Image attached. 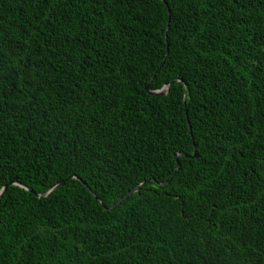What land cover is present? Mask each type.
Here are the masks:
<instances>
[{
  "label": "trees",
  "instance_id": "trees-1",
  "mask_svg": "<svg viewBox=\"0 0 264 264\" xmlns=\"http://www.w3.org/2000/svg\"><path fill=\"white\" fill-rule=\"evenodd\" d=\"M14 179L0 264H264V0H0Z\"/></svg>",
  "mask_w": 264,
  "mask_h": 264
},
{
  "label": "water",
  "instance_id": "water-1",
  "mask_svg": "<svg viewBox=\"0 0 264 264\" xmlns=\"http://www.w3.org/2000/svg\"><path fill=\"white\" fill-rule=\"evenodd\" d=\"M179 80H182V79H179ZM177 80H174L173 82H176ZM171 84L172 83H170V84H168V85H166V86H164L162 89H158V90H151L150 88H149V85H147L146 86V89L151 93V94H153V95H158V94H166L167 92H168V89H169V87L171 86ZM191 128V127H190ZM179 155H181V156H186V157H189L190 155H188V154H185V153H176V157L178 158V156ZM192 157H198V153H197V151H195V153H194V155H192ZM180 167V163H179V161H178V168ZM171 180V179H170ZM170 180H167V181H165V182H161L160 184H164V183H168V182H170ZM148 181V180H147ZM147 181H145V182H143V183H141L140 185H138L137 187H135L134 189H132L128 194H126L124 197H122L118 202H116L115 204H113L112 206H111V208H113L114 206H116L117 204H120L125 198H127L129 195H131V194H133V193H135V192H137V191H139L141 188H142V185L144 184V183H146ZM64 183V180H62V181H60L59 183H57V184H55L53 187H51L50 188V190H49V193L50 192H52L53 190H55L56 188H58L60 185H62ZM14 184H16V185H20V186H22V187H24V188H26V189H28V190H30V191H33L31 188H29V187H27L25 184H22L21 182H19L18 180H16V179H14V180H12V181H10V183L8 184V185H5L3 188H2V190L0 191V201H1V199H2V197H3V195H4V193H5V191L7 190V188H8V186L9 185H14ZM88 186V185H87ZM88 188L90 189V187L88 186ZM37 194V196H39V197H42L43 196V193H36ZM95 196H96V194H94ZM97 197V196H96Z\"/></svg>",
  "mask_w": 264,
  "mask_h": 264
}]
</instances>
